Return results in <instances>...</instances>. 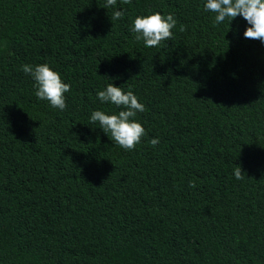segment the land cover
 <instances>
[{
	"label": "trees",
	"instance_id": "obj_1",
	"mask_svg": "<svg viewBox=\"0 0 264 264\" xmlns=\"http://www.w3.org/2000/svg\"><path fill=\"white\" fill-rule=\"evenodd\" d=\"M203 3L0 0V264H264V45ZM151 12L177 21L157 47L131 32ZM43 63L63 111L21 70ZM111 82L144 104L132 150L89 120Z\"/></svg>",
	"mask_w": 264,
	"mask_h": 264
},
{
	"label": "clouds",
	"instance_id": "obj_2",
	"mask_svg": "<svg viewBox=\"0 0 264 264\" xmlns=\"http://www.w3.org/2000/svg\"><path fill=\"white\" fill-rule=\"evenodd\" d=\"M117 0H105L104 9L113 8L112 19L123 18V9H116ZM205 11L214 13V23L219 25L225 20L230 22L238 15L246 22L243 32L245 38L259 39L264 45V0H204ZM177 25L174 15L160 12L137 15L131 24V32L136 41H142L145 47H157L162 41H168L173 35L172 29ZM183 31V26L180 28ZM21 70L31 76L34 81V94L39 100H46L55 109L63 111L66 108L65 93L70 85L63 81L61 74L47 63L21 65ZM101 104H112L120 108L118 112L108 113L102 109L93 110L89 115L92 123H98L99 128L124 150H132L145 135L142 123L135 119L138 112L144 111V104L132 90H123L111 82L96 93ZM150 143L156 145L158 138H152ZM242 174L237 165L234 175L237 179Z\"/></svg>",
	"mask_w": 264,
	"mask_h": 264
}]
</instances>
